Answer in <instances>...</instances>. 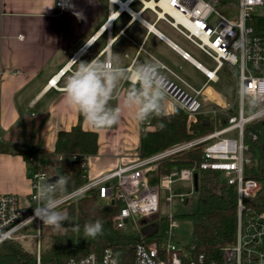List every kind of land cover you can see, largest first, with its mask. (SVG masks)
Segmentation results:
<instances>
[{
    "label": "built area",
    "instance_id": "obj_1",
    "mask_svg": "<svg viewBox=\"0 0 264 264\" xmlns=\"http://www.w3.org/2000/svg\"><path fill=\"white\" fill-rule=\"evenodd\" d=\"M154 1V0H153ZM221 0H156L161 12L158 14L177 29L183 36L197 45L216 62L213 70L197 63L205 73L208 81L218 79L217 72L226 63L237 65V92L245 86L250 92L264 97V37L256 36L252 26L253 16L264 6V0H236L238 15L231 19L222 14L216 5ZM56 5L65 8L67 0H57ZM244 44L241 54L239 44ZM185 59H190L189 52H183ZM79 54H74L69 66L76 63ZM163 68H166L164 65ZM62 73L65 69L61 70ZM165 97L189 117L207 116L213 123L212 129L200 136L178 142L147 157H138L133 162L119 166L89 179L77 188L58 196L60 207L67 202L84 195H93L97 201L118 205L114 216L115 227L127 230L128 224H134L133 230L141 235V241L134 248L133 264H264V203L260 195L264 194L260 180L249 175L254 157L249 150L248 137L257 134L250 130L252 122L264 119L256 118L252 109L246 111L245 100L240 96V108L237 114L232 113L233 104L213 106L205 109L199 98L205 87L194 88L179 78L180 82L164 75ZM51 79L50 84L55 85ZM142 127L150 126V119L144 120ZM200 146L203 161L199 169L219 170L227 183L233 185L237 192L236 232L235 239L222 247L221 258H208L204 253L192 257L190 251H184L173 242L164 243L163 235L154 238L159 227L157 224L160 203V191L167 190L169 203L179 195L174 191L176 180H189L194 187V173L197 167L174 168L159 175L158 169L163 160L173 154ZM43 156L39 153L34 159L35 170L32 174V192L28 203H23L15 193H0V245L8 240L27 238L23 230L34 225L37 233L38 249L33 264H53L42 259L43 222L34 218V209L39 205L38 189L42 183L53 182L56 175L44 167ZM88 159L84 162L87 167ZM157 171L155 183H150L149 173ZM191 193V192H190ZM148 219L153 234L142 231L141 220ZM171 227L177 222L173 214L167 218ZM152 222V223H151ZM152 238V239H151ZM66 264H120L111 248L101 253L92 251L81 257H71Z\"/></svg>",
    "mask_w": 264,
    "mask_h": 264
},
{
    "label": "crops",
    "instance_id": "obj_2",
    "mask_svg": "<svg viewBox=\"0 0 264 264\" xmlns=\"http://www.w3.org/2000/svg\"><path fill=\"white\" fill-rule=\"evenodd\" d=\"M56 1L0 0V138L13 140L22 121L30 126L45 118L43 152L53 154L59 132L70 130L81 117L85 130L98 133L97 153L88 157L86 167L92 179L140 157L142 123L134 118L135 107L125 105L130 82H122L118 96L110 101L121 110L111 127H92L68 106L63 88L79 61L96 56L106 60L116 53L128 68L153 62L167 77L187 83L181 73L186 63L203 70L191 55L183 57L188 51L173 34L178 30L158 14L156 0H67L65 8ZM74 54L79 59L69 66ZM215 81L206 80L202 86ZM201 101L207 110L229 104L224 98L216 99V105ZM165 103L164 111L172 112V101L165 98ZM34 170L22 155L0 153V193L28 198Z\"/></svg>",
    "mask_w": 264,
    "mask_h": 264
},
{
    "label": "trees",
    "instance_id": "obj_3",
    "mask_svg": "<svg viewBox=\"0 0 264 264\" xmlns=\"http://www.w3.org/2000/svg\"><path fill=\"white\" fill-rule=\"evenodd\" d=\"M252 26L256 36L264 37V11L253 16ZM151 123L142 127L140 133V157L150 156L171 145L209 132L212 121L205 115L189 117L174 106L172 112L149 117ZM45 118L30 126L22 121L15 138L4 141L0 138V153L19 154L28 164H34L40 153L44 167L51 175L66 177L69 191L88 180L84 162L98 150V133L85 130L79 122L70 130L59 132L55 152L44 154L43 127ZM258 134L248 137L249 150L254 157L249 175L260 180L264 188V119L251 123ZM203 161L200 146L182 150L162 161L158 174L170 172L174 168L197 167L199 175L198 208L190 214L193 221L192 242L188 248L192 257L204 253L208 258H221L223 246L232 243L236 232L237 192L227 183L219 170L199 169ZM264 203V194L260 195ZM64 207L68 221L62 227L49 232V242L42 250L43 261L53 264H66L71 257H81L89 252L101 253L111 248L120 264H133L134 248L141 241V235L134 230H121L115 227L114 216L118 205L97 201L93 195H84L67 202ZM100 220L103 234L95 238L84 236V225ZM167 219L159 220L154 238L159 239L164 232ZM152 239V238H151ZM36 254L23 247L19 240H8L0 245V264H33Z\"/></svg>",
    "mask_w": 264,
    "mask_h": 264
},
{
    "label": "clouds",
    "instance_id": "obj_4",
    "mask_svg": "<svg viewBox=\"0 0 264 264\" xmlns=\"http://www.w3.org/2000/svg\"><path fill=\"white\" fill-rule=\"evenodd\" d=\"M244 54V44H239ZM160 66L153 62L137 63L128 68L123 65L120 54L114 53L106 60L99 56L90 61H79L78 68L67 78L63 92L67 105L75 108L92 127H111L120 119V108L110 101L118 96L122 82H130L126 90L125 105L135 107L134 118L143 122L152 115H161L165 109L164 77ZM245 102L256 118H264V97L250 92L245 86L240 90ZM66 177H58L53 182L42 183L38 189L39 205L34 209V218L53 229L62 227L68 221L67 211L60 210L58 196L67 194ZM103 234L100 220L84 225V236L95 238Z\"/></svg>",
    "mask_w": 264,
    "mask_h": 264
},
{
    "label": "rangeland",
    "instance_id": "obj_5",
    "mask_svg": "<svg viewBox=\"0 0 264 264\" xmlns=\"http://www.w3.org/2000/svg\"><path fill=\"white\" fill-rule=\"evenodd\" d=\"M216 8L222 13L227 15L229 18L233 19L238 15V6L236 0H221ZM261 11H264V6L261 8ZM173 34L176 40L181 44L189 54L194 57L199 63H201L205 68L213 70L216 66V62L200 49L197 45L187 39L185 36L180 34L178 31L173 30ZM183 77L195 88H200L204 82L207 80V77L202 71L196 69L189 63L184 65V68L181 70ZM239 73V67L237 65L225 64L218 71V80L215 82H209L208 85L203 89L201 100L211 104L216 105V99H226L229 103L233 104L232 113L237 114L240 108V96L237 92V77ZM210 92L213 96H210ZM166 98V97H165ZM246 111L251 108L245 102ZM166 107V103H165ZM254 111V109H252ZM157 171H152L149 173L150 183H155L157 177ZM174 191L177 194L184 193L185 196L180 197L177 195L173 202L169 203L166 197L169 195L167 190L162 189L160 191V203H159V212L156 214L158 220L166 219L170 214L174 215V218L177 222L176 226L171 227L170 223L167 221L164 232H163V242H173L178 248L187 251L193 236V221L190 216L198 208V193L195 189H191V184L189 180L178 179L173 185ZM191 192V193H190ZM21 202L28 203L27 197L19 196ZM61 211H66V208L63 206L60 207ZM139 220L142 217L138 216ZM152 223V222H151ZM134 224L130 222L128 224L127 230H133ZM53 230L48 226L42 229V240L41 248L42 250L46 247L49 242V232ZM37 233V230L34 225L23 230V234L27 235V238L20 239L19 241L27 250L36 253L37 239L34 238V235Z\"/></svg>",
    "mask_w": 264,
    "mask_h": 264
},
{
    "label": "water",
    "instance_id": "obj_6",
    "mask_svg": "<svg viewBox=\"0 0 264 264\" xmlns=\"http://www.w3.org/2000/svg\"><path fill=\"white\" fill-rule=\"evenodd\" d=\"M250 130L253 131L255 134H258V131L254 128V127H250ZM58 177H60L59 175H56V176H53L51 178L52 181H55ZM198 182H199V175L197 172L194 173V187H195V190L198 189ZM114 202L112 201V204ZM141 224L143 225L142 227V231L144 233H146L147 235L151 236L153 234V230L158 227V225H155V228L153 229L151 224H148V219L144 218L142 219L141 221Z\"/></svg>",
    "mask_w": 264,
    "mask_h": 264
},
{
    "label": "bare ground",
    "instance_id": "obj_7",
    "mask_svg": "<svg viewBox=\"0 0 264 264\" xmlns=\"http://www.w3.org/2000/svg\"><path fill=\"white\" fill-rule=\"evenodd\" d=\"M153 5V3H151Z\"/></svg>",
    "mask_w": 264,
    "mask_h": 264
}]
</instances>
